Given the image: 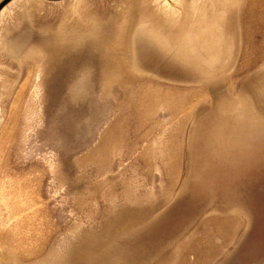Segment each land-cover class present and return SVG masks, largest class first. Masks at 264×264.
<instances>
[{"label": "rangeland", "instance_id": "rangeland-1", "mask_svg": "<svg viewBox=\"0 0 264 264\" xmlns=\"http://www.w3.org/2000/svg\"><path fill=\"white\" fill-rule=\"evenodd\" d=\"M0 264H264V0L6 5Z\"/></svg>", "mask_w": 264, "mask_h": 264}, {"label": "water", "instance_id": "water-1", "mask_svg": "<svg viewBox=\"0 0 264 264\" xmlns=\"http://www.w3.org/2000/svg\"><path fill=\"white\" fill-rule=\"evenodd\" d=\"M12 0H5L3 3H1L0 5V12L2 11V9L8 5ZM48 1H61V0H48Z\"/></svg>", "mask_w": 264, "mask_h": 264}]
</instances>
